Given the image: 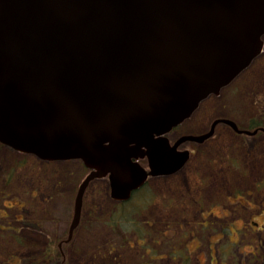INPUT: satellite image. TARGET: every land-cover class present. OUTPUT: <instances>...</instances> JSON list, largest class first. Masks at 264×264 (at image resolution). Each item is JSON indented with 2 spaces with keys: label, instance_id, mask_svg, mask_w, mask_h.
<instances>
[{
  "label": "water",
  "instance_id": "obj_1",
  "mask_svg": "<svg viewBox=\"0 0 264 264\" xmlns=\"http://www.w3.org/2000/svg\"><path fill=\"white\" fill-rule=\"evenodd\" d=\"M263 36L264 0H0V144L88 170L64 242L93 179L126 201L184 165L180 144L218 124L257 132L218 118L166 137L249 66Z\"/></svg>",
  "mask_w": 264,
  "mask_h": 264
},
{
  "label": "rangeland",
  "instance_id": "obj_2",
  "mask_svg": "<svg viewBox=\"0 0 264 264\" xmlns=\"http://www.w3.org/2000/svg\"><path fill=\"white\" fill-rule=\"evenodd\" d=\"M218 118L264 130V36L249 66L170 137L201 135ZM178 147L189 152L184 165L147 177L126 201L111 198L107 177L93 179L64 242L88 170L0 144V264H264V131L218 124L204 142Z\"/></svg>",
  "mask_w": 264,
  "mask_h": 264
},
{
  "label": "trees",
  "instance_id": "obj_3",
  "mask_svg": "<svg viewBox=\"0 0 264 264\" xmlns=\"http://www.w3.org/2000/svg\"><path fill=\"white\" fill-rule=\"evenodd\" d=\"M237 126H238V124H237ZM0 194H2V191L0 192ZM51 256H52L51 252H49L47 250H44L43 253L41 254L43 261L49 260L51 258Z\"/></svg>",
  "mask_w": 264,
  "mask_h": 264
},
{
  "label": "flooded vegetation",
  "instance_id": "obj_4",
  "mask_svg": "<svg viewBox=\"0 0 264 264\" xmlns=\"http://www.w3.org/2000/svg\"><path fill=\"white\" fill-rule=\"evenodd\" d=\"M176 128H177V127H175L174 129H172V130L166 135V137L168 138L170 144H173V143L178 139V138L173 139V138L170 137V133H171V132H174ZM240 129H241V128H240ZM257 131H264V130H262V129L259 128V129H257ZM181 136H183V135H181ZM181 136H180V137H181ZM180 137H179V138H180ZM171 140H174V141H172L173 143L171 142ZM178 149H179V147H178ZM179 150H180V149H179ZM139 160H140V159H139ZM139 160H138V161H139ZM142 160H143V159H142Z\"/></svg>",
  "mask_w": 264,
  "mask_h": 264
}]
</instances>
